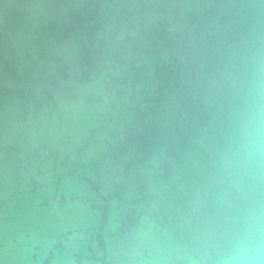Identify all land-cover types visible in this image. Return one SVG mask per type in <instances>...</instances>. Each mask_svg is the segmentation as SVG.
<instances>
[{
	"label": "water",
	"instance_id": "1",
	"mask_svg": "<svg viewBox=\"0 0 264 264\" xmlns=\"http://www.w3.org/2000/svg\"><path fill=\"white\" fill-rule=\"evenodd\" d=\"M256 249L264 0H0V264Z\"/></svg>",
	"mask_w": 264,
	"mask_h": 264
},
{
	"label": "clouds",
	"instance_id": "2",
	"mask_svg": "<svg viewBox=\"0 0 264 264\" xmlns=\"http://www.w3.org/2000/svg\"><path fill=\"white\" fill-rule=\"evenodd\" d=\"M262 255H264V252H261L260 249H256L254 256H250L245 261L237 262V264H264V261L261 260Z\"/></svg>",
	"mask_w": 264,
	"mask_h": 264
}]
</instances>
